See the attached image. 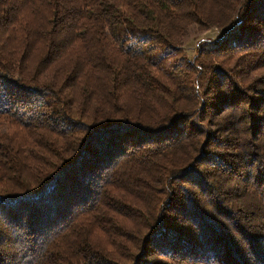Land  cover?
<instances>
[{"label":"trees","instance_id":"obj_1","mask_svg":"<svg viewBox=\"0 0 264 264\" xmlns=\"http://www.w3.org/2000/svg\"><path fill=\"white\" fill-rule=\"evenodd\" d=\"M244 58L264 69V0H0V264H264Z\"/></svg>","mask_w":264,"mask_h":264},{"label":"rangeland","instance_id":"obj_2","mask_svg":"<svg viewBox=\"0 0 264 264\" xmlns=\"http://www.w3.org/2000/svg\"><path fill=\"white\" fill-rule=\"evenodd\" d=\"M123 26H124V29L122 30L123 35L136 36V37L143 35V32L136 29L132 23L126 22L123 24ZM193 28L194 27H191L188 35L185 36L184 39L182 40L183 41L182 49L179 52H177V54H167V53L163 54L162 51H164V50H160L158 53H156L157 56L155 54H153V59L154 60H156V58L158 60L161 59L162 62L165 63L166 65H171L172 63L175 62V59H177L178 57H180L182 55H187L188 57L193 58V56L197 52L199 41H221V39H223V37L226 36V33L228 31V29H225L223 27H217V26L209 27L205 30H199L197 27L194 29ZM115 33H117V32H115ZM240 55H241L240 52L234 53L235 57H239ZM212 60L215 63H221V60L219 58L215 57ZM248 61H249L248 58H244L243 69L239 65V76H237V77H239V81L243 85L248 83L251 79L258 78L259 75H264V69H261L258 72L257 70L253 69L252 66H249ZM158 64L160 66H165V65H162L160 63H158ZM263 87H264V85H263ZM241 107H243L242 109H244L245 104L242 103ZM262 108L264 110V107H262Z\"/></svg>","mask_w":264,"mask_h":264}]
</instances>
